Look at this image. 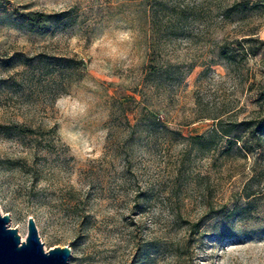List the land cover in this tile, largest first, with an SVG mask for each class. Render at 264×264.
Segmentation results:
<instances>
[{
  "label": "rangeland",
  "instance_id": "obj_1",
  "mask_svg": "<svg viewBox=\"0 0 264 264\" xmlns=\"http://www.w3.org/2000/svg\"><path fill=\"white\" fill-rule=\"evenodd\" d=\"M184 1L174 35L154 0H0V213L66 264H264V128L207 133L264 122V0Z\"/></svg>",
  "mask_w": 264,
  "mask_h": 264
},
{
  "label": "trees",
  "instance_id": "obj_2",
  "mask_svg": "<svg viewBox=\"0 0 264 264\" xmlns=\"http://www.w3.org/2000/svg\"><path fill=\"white\" fill-rule=\"evenodd\" d=\"M170 1V2H169ZM154 3L156 4L153 14L158 22L162 19V17H166L167 20H169L173 26L172 33L174 35L181 34L183 32L184 26L189 20H192L193 18H197L201 16V13L197 12V10H194L195 4H190L187 1L184 0H154ZM254 5V3L251 0H230L227 3L219 4L216 6L215 13L221 18H230L232 13L238 12V11H245L249 8H251ZM157 12H160L159 15H155ZM53 13H44V12H26L23 13L24 19H25V25L30 28L37 31L44 30L45 27V21L50 17ZM158 17V18H157ZM252 39L251 36H241L239 40H235L236 45H241V41H247ZM254 39V38H253ZM258 43L255 46H246V48H243V51L245 53H255L256 48L259 47L263 43L262 39L257 40ZM236 47H229L227 48L225 43H222L221 46H218V53L225 59H234L236 55L235 51ZM67 62L65 63V67H72V62L76 63H82V60L77 58L74 59L73 57H68ZM150 68V66H149ZM153 69V67H152ZM151 72V71H148ZM264 117V115H263ZM147 125L148 127H154L157 126V123L159 122V117L157 114H151L147 113ZM255 120H237V121H228L226 126H223L221 124L220 118H216L213 123H211L210 128L208 129L207 133L210 134V136L213 137L217 136L218 138H223L225 142V146L228 149L230 147V131L235 128L238 125H245L246 127H251L253 131H259L264 128V122L257 127H254ZM199 137V135L195 136ZM237 137V136H236ZM235 141V140H234ZM237 141V140H236ZM241 215V212H237V216Z\"/></svg>",
  "mask_w": 264,
  "mask_h": 264
},
{
  "label": "water",
  "instance_id": "obj_3",
  "mask_svg": "<svg viewBox=\"0 0 264 264\" xmlns=\"http://www.w3.org/2000/svg\"><path fill=\"white\" fill-rule=\"evenodd\" d=\"M9 215L0 213V264H66L68 245L43 249L32 216L26 218V233L20 238L16 227L7 224Z\"/></svg>",
  "mask_w": 264,
  "mask_h": 264
}]
</instances>
